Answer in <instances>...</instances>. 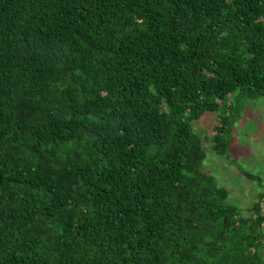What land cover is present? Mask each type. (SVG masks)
Wrapping results in <instances>:
<instances>
[{"label": "trees", "instance_id": "1", "mask_svg": "<svg viewBox=\"0 0 264 264\" xmlns=\"http://www.w3.org/2000/svg\"><path fill=\"white\" fill-rule=\"evenodd\" d=\"M260 97L264 0H0V264H264L191 124Z\"/></svg>", "mask_w": 264, "mask_h": 264}, {"label": "rangeland", "instance_id": "2", "mask_svg": "<svg viewBox=\"0 0 264 264\" xmlns=\"http://www.w3.org/2000/svg\"><path fill=\"white\" fill-rule=\"evenodd\" d=\"M220 113L206 112L191 123L206 152L202 169L227 188L228 200L241 216L248 217L250 207L264 194V97L248 100L243 116L234 125L229 155L218 154L211 140ZM243 170L256 177H248Z\"/></svg>", "mask_w": 264, "mask_h": 264}]
</instances>
